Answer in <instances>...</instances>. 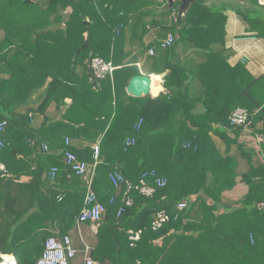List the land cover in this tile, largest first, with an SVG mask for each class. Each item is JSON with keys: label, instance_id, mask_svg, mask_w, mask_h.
<instances>
[{"label": "trees", "instance_id": "16d2710c", "mask_svg": "<svg viewBox=\"0 0 264 264\" xmlns=\"http://www.w3.org/2000/svg\"><path fill=\"white\" fill-rule=\"evenodd\" d=\"M154 6L176 13L165 26L174 34L172 46L189 42L206 57L194 69L168 63L166 93L133 97L125 86L139 71L124 47ZM177 6L168 8L165 0H0V123L6 122L0 133V254L34 264L48 237L70 234L86 184L65 163L64 151L92 163L99 141L93 189L105 212L93 223L91 250L99 264H264V155L238 140L259 121L264 136V74L252 76L241 63L230 66L211 49L224 43L222 7L195 0L177 29ZM237 13L264 39L262 15ZM96 56L115 66L112 79L92 78L88 61ZM195 81L199 90L193 91ZM52 103L60 118L44 116L38 129L32 127L34 114L45 115ZM236 107L248 111V125L230 124ZM233 145L238 154L230 153ZM260 145L264 151V141ZM52 167L57 171L50 179ZM115 169L134 183L154 170L166 183L152 196L130 192L133 204L118 214L124 186L111 182ZM148 182L154 183L152 176ZM239 182L246 192L226 203L224 193ZM182 201L187 205L178 209ZM162 209L169 220L153 230ZM128 230L140 231L133 245Z\"/></svg>", "mask_w": 264, "mask_h": 264}, {"label": "crops", "instance_id": "0c3cea01", "mask_svg": "<svg viewBox=\"0 0 264 264\" xmlns=\"http://www.w3.org/2000/svg\"><path fill=\"white\" fill-rule=\"evenodd\" d=\"M251 1L252 0H208V3L213 6L222 7L223 13L226 17L224 26V43H215L212 45L211 49L214 51H219L228 65L233 66L236 63H241L244 65V67H246V69L252 76L259 77L264 74V39L262 37H259L255 31H252L249 28L250 25L248 21L245 20L239 13H237L238 10H242L244 12L262 15L264 17V0H255L258 2L261 8L255 6ZM150 9H153L151 11L152 13H146V15H144V17L141 19L138 33L137 35H135L134 39L130 40V35H128L124 47V52H130V54H128L129 58H135L133 66L139 71V74H147L151 77V79L153 76L159 77L158 81H156L155 84L160 86V90L157 93H152V91L150 90L148 94L152 97H156L158 94L166 93L168 91L164 87V76L170 71L169 69H166L168 63L182 65L188 69H194L205 60L206 52L194 48L189 42H178L169 49H160L158 43L162 39H164L168 33L171 32L167 28H165V26L175 22L176 13H174V11L170 15H165L161 13L163 11V7L154 6V8H149V10ZM70 10V7H68L66 10L61 12L66 16L70 12ZM143 25H145L148 30L144 31ZM127 31L130 32L129 34H132L130 30ZM1 37L2 30L0 29V38ZM142 45L148 46H146L145 48ZM243 56L248 57L247 63H243L241 61ZM153 57H155L154 60L152 59ZM159 71L161 73H157ZM198 85V82H193V91L199 90ZM39 96V93L33 96L31 102L34 107H36L39 103ZM69 101L70 99L67 98L66 102L69 103ZM60 115L61 112H59L56 109L55 104L52 103L46 110L45 115L39 113L34 114L31 125L35 129H38V127L41 126L42 122L44 121V116L55 120L60 118ZM261 127V121L256 122L254 125L250 123L249 126H246L244 128L238 138L240 142L245 143L247 148H253L254 150H256L257 157H263L264 155V151H262L260 145V143L264 141V136L257 131L261 129ZM229 134L231 137H233L232 133ZM214 139L217 141L218 147L221 149V151H223L224 146L220 142L219 138L214 137ZM70 144L76 145L78 143L74 140H70ZM230 153H239L236 145L232 146ZM1 167H3V165H1L0 168ZM240 169H247V163L244 159L240 160ZM21 179L27 181L28 177L23 176V178ZM246 190V185L239 182L234 189L224 193L223 199L227 203H230L231 201H233L232 203H235L237 199H239L246 192ZM84 226L91 227L93 234L96 232V225L93 223H91L89 226L86 223H83L79 227H77L75 223V228L70 232V234H67L71 237L74 246L75 244L72 239V233L75 230L79 231L80 233L81 227ZM81 240L82 243L89 245L92 250V245H90L89 242L86 241V237H83L82 234ZM82 248L83 246L76 247V249H78V254L72 264H83V255L81 253ZM4 255L13 254L1 253L0 260ZM94 261L99 264L96 260Z\"/></svg>", "mask_w": 264, "mask_h": 264}, {"label": "built area", "instance_id": "2783aa9c", "mask_svg": "<svg viewBox=\"0 0 264 264\" xmlns=\"http://www.w3.org/2000/svg\"><path fill=\"white\" fill-rule=\"evenodd\" d=\"M176 20V18H175ZM175 37L172 32L168 33L167 36L160 41L161 48H169L174 43ZM243 63L248 62V57L243 56L241 59ZM89 69L92 72V78L97 80L105 79L110 77L112 79L113 71L115 66L111 61H106L101 57H92L88 61ZM248 111L243 107L234 108L229 115V122L231 125H248ZM5 121L0 123V133L3 130ZM66 145L69 144V139L65 138ZM127 144L133 143V139H128ZM3 142L0 138V146ZM43 149L47 150V145L43 144ZM99 151L100 142L97 141L93 145V162L88 163L81 160L77 155L70 151H64V161L70 167V169L77 175H79L86 184V193L84 197V205L76 219V226L79 227L86 221L92 223L97 222L105 212V206L97 198L96 192L93 189V181L96 173V165L99 162ZM3 169V167H1ZM56 167H52L49 172V178L53 179ZM153 177V184L148 182V177ZM109 178L114 186H124L123 191V205L119 208L118 214L124 211V207H129L133 204V198L130 192L137 191L143 196H152L155 192L156 187H162L166 181L164 178L155 176V171L151 170L144 173L137 183L124 177V175L117 169L110 173ZM262 204V203H261ZM187 205L186 201L178 203L177 208L182 209ZM169 220V214L165 210H159L155 213L153 220L151 221V228L153 230L159 229L165 222ZM140 237V231L128 230V239L130 245H133ZM83 255V264H97L91 256V248L89 245L83 243L81 251ZM78 254V249L73 245L71 237L64 235L62 237L50 236L46 239L42 254L37 258L34 264H72L75 257ZM0 264H18L17 259L13 255H4L1 257Z\"/></svg>", "mask_w": 264, "mask_h": 264}, {"label": "water", "instance_id": "95a60500", "mask_svg": "<svg viewBox=\"0 0 264 264\" xmlns=\"http://www.w3.org/2000/svg\"><path fill=\"white\" fill-rule=\"evenodd\" d=\"M167 2L168 8H173V6L177 3V17L179 18V23L177 25V29L181 26L184 16L186 12L189 10L191 4L195 0H165ZM87 22V21H85ZM85 45L83 46V48ZM73 57H76L74 54ZM152 79L147 74H136L132 76L128 84L126 86V92L128 95L133 97H141L148 95L150 92Z\"/></svg>", "mask_w": 264, "mask_h": 264}, {"label": "rangeland", "instance_id": "374dc122", "mask_svg": "<svg viewBox=\"0 0 264 264\" xmlns=\"http://www.w3.org/2000/svg\"><path fill=\"white\" fill-rule=\"evenodd\" d=\"M229 200H232V199H229ZM232 202L233 201H231L230 203H232ZM81 232L79 233V231L75 230L72 233V239L74 241L75 246L81 247L83 245L82 240H81V234L83 235V237L85 236L86 241H88L89 244L92 245L94 243V239H93V233H92L93 231H92L91 227H87V226L81 227Z\"/></svg>", "mask_w": 264, "mask_h": 264}, {"label": "bare ground", "instance_id": "6f19581e", "mask_svg": "<svg viewBox=\"0 0 264 264\" xmlns=\"http://www.w3.org/2000/svg\"><path fill=\"white\" fill-rule=\"evenodd\" d=\"M159 77L158 76H153L152 77V86H151V91L152 93H157L160 90V86L155 84L156 81H158Z\"/></svg>", "mask_w": 264, "mask_h": 264}]
</instances>
